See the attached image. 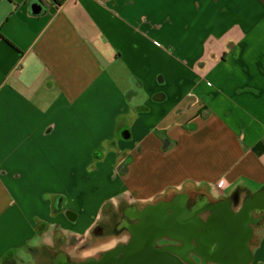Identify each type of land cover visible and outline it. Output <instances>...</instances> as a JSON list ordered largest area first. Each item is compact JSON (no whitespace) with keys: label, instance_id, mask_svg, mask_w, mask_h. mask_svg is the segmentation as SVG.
<instances>
[{"label":"crops","instance_id":"0c3cea01","mask_svg":"<svg viewBox=\"0 0 264 264\" xmlns=\"http://www.w3.org/2000/svg\"><path fill=\"white\" fill-rule=\"evenodd\" d=\"M50 1L0 0V264L110 248L124 206L189 187L231 230L207 242L264 264V0Z\"/></svg>","mask_w":264,"mask_h":264},{"label":"water","instance_id":"95a60500","mask_svg":"<svg viewBox=\"0 0 264 264\" xmlns=\"http://www.w3.org/2000/svg\"><path fill=\"white\" fill-rule=\"evenodd\" d=\"M31 11L39 14L48 12L52 3L50 0H31ZM178 209L173 208V213L166 215V220L159 222L155 221L148 223L146 220V226L142 225L143 230L140 227L133 231V235L126 242H120L113 248L103 251L98 256L89 257L85 260H76L67 253H62L59 258V264H197L195 260L186 254L193 245V247L203 261L214 262L216 264H249V259H242L241 257H232L229 255L230 250H240V248L246 247V244H209L207 242V236L209 233H214V237L217 239H223L230 234V228L224 227L225 225H216L210 229L209 223H205L200 217L201 213L208 207H213L212 201H207L199 206L188 207V200L185 196L178 198ZM170 207V206H169ZM169 208L168 210H170ZM264 210V209H263ZM241 215V214H239ZM233 219H238V215H232ZM222 223L226 222L227 214L219 215L217 217ZM231 218V217H230ZM151 219V218H150ZM201 227L204 228L201 231ZM210 227V228H209ZM254 229H246L245 227L237 228L233 233L236 239L242 234H248L245 238L252 234ZM163 233V234H162ZM169 235L171 238L177 239L183 242L185 245L182 247L176 245L160 246L158 239L162 235ZM192 239H196L197 243H193ZM221 248V252L214 250L215 248ZM232 253V252H230Z\"/></svg>","mask_w":264,"mask_h":264},{"label":"flooded vegetation","instance_id":"af4514ba","mask_svg":"<svg viewBox=\"0 0 264 264\" xmlns=\"http://www.w3.org/2000/svg\"><path fill=\"white\" fill-rule=\"evenodd\" d=\"M227 1L229 0H224V3L221 5V8L224 12L229 11ZM197 6L201 7L202 5L200 2H198ZM240 40L242 41V39ZM240 40H238L235 37H231L229 34H227L224 42L221 45V55L219 57L217 56V59L221 61L229 60L230 59L229 51H232L234 54V59L236 61H241L243 59L242 53L247 43L244 41L240 42ZM211 41L215 42V38L211 37ZM131 159H132V156L130 157L128 156L124 158L123 161L119 163V166L126 169ZM165 196L166 195H159L141 205L133 204V205L124 206L121 212H119L118 216L113 218V224H111L110 226H101L98 228V232L100 234L99 238L101 237V239L103 240H109L110 238H113L112 236H114V238H118V239L120 238V241L117 244H119L120 242H126L129 240V238L132 237L133 231H135L137 228L140 227L139 231L143 230L142 225L146 226L145 218L148 219L147 220L148 223L149 222L151 223V221L152 222H155V221L162 222L166 220L167 213L172 214L173 208L178 209L179 204L177 200L179 197L185 196L187 200H189L187 203L189 207L194 206L195 203L198 202V200L202 199L201 202L205 200V198H202L203 196H200L197 194L194 195L193 190H191L190 187L182 192H178V190L176 189H171L168 192V196L167 197ZM222 203L223 201H220L218 205H223ZM169 208L171 209L168 210ZM259 216L260 218L261 217L264 218V213L260 214ZM121 237L123 239H121ZM158 243L160 246L176 245V246L182 247L185 245L183 242H180L177 239L171 238V236L167 234L162 235V237L158 239ZM117 244L113 245L110 248H113ZM196 246L197 244L193 245V247H196ZM193 247H191L190 248L191 250H188L186 254H188V256H190L193 259V261L195 260L197 264H216L214 262L206 263V261H203L202 256H200L194 249L192 250ZM110 248L103 249L95 254L80 257L81 259L79 258L76 260L80 261V260H85L89 257L98 256L100 255V253ZM45 253L49 256L47 264H59V261H60L59 258L61 257V254L63 252L57 248L52 249L51 247H46ZM186 263L191 264L190 262H186Z\"/></svg>","mask_w":264,"mask_h":264},{"label":"rangeland","instance_id":"374dc122","mask_svg":"<svg viewBox=\"0 0 264 264\" xmlns=\"http://www.w3.org/2000/svg\"><path fill=\"white\" fill-rule=\"evenodd\" d=\"M41 245V243H40ZM44 249L41 248L39 252V261L40 264H47V261L49 259V256L45 253ZM77 255L73 256L74 259H79L80 257H76ZM18 264H36L34 261V256L30 255L28 252L25 251V253L20 257ZM81 259V258H80Z\"/></svg>","mask_w":264,"mask_h":264},{"label":"built area","instance_id":"2783aa9c","mask_svg":"<svg viewBox=\"0 0 264 264\" xmlns=\"http://www.w3.org/2000/svg\"><path fill=\"white\" fill-rule=\"evenodd\" d=\"M68 103H71L70 101H67Z\"/></svg>","mask_w":264,"mask_h":264}]
</instances>
